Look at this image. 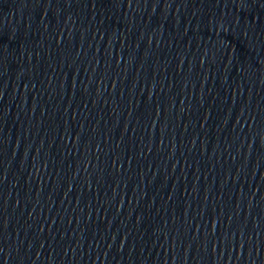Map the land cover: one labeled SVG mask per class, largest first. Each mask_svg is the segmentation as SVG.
<instances>
[{
  "label": "water",
  "instance_id": "obj_1",
  "mask_svg": "<svg viewBox=\"0 0 264 264\" xmlns=\"http://www.w3.org/2000/svg\"><path fill=\"white\" fill-rule=\"evenodd\" d=\"M0 264H264V0H0Z\"/></svg>",
  "mask_w": 264,
  "mask_h": 264
}]
</instances>
